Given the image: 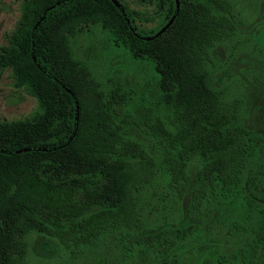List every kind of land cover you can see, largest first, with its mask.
I'll return each instance as SVG.
<instances>
[{"label":"trees","instance_id":"16d2710c","mask_svg":"<svg viewBox=\"0 0 264 264\" xmlns=\"http://www.w3.org/2000/svg\"><path fill=\"white\" fill-rule=\"evenodd\" d=\"M137 1L23 3L0 66L37 109L0 123V264H25L30 233L72 260L264 264V20L232 0ZM94 27L151 64L159 107L79 56Z\"/></svg>","mask_w":264,"mask_h":264},{"label":"rangeland","instance_id":"374dc122","mask_svg":"<svg viewBox=\"0 0 264 264\" xmlns=\"http://www.w3.org/2000/svg\"><path fill=\"white\" fill-rule=\"evenodd\" d=\"M33 1L30 0L31 3ZM232 1H236L238 9L246 15L243 16L245 23L252 22L250 18L255 17V12H258L257 19L264 20V0ZM25 2L26 0H0V54L11 44ZM129 2L133 6H141L137 0ZM259 28L258 41L264 47V26L260 25ZM106 35L94 27L88 34L77 36L74 42L76 52L89 60L97 77L105 78L104 75H108L113 82L120 81L122 91H128L130 87L131 100L136 110L159 107L157 83L151 64L131 60L122 48H111ZM11 73L9 66H0V123L25 119L37 109V99L24 89L16 87ZM26 241L25 264H98L97 259L108 254L98 251L92 255L95 260L87 257L72 260L58 246L49 249L55 241L47 236L30 233L26 236ZM112 252L113 257L118 256L115 251ZM110 260L111 257L107 255L103 264H108Z\"/></svg>","mask_w":264,"mask_h":264}]
</instances>
